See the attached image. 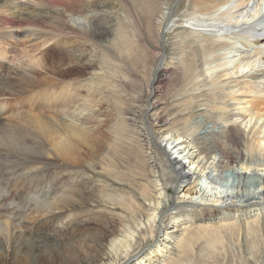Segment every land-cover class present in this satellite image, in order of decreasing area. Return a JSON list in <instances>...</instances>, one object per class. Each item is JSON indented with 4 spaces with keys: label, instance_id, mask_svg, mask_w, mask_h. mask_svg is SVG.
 Wrapping results in <instances>:
<instances>
[{
    "label": "bare ground",
    "instance_id": "bare-ground-1",
    "mask_svg": "<svg viewBox=\"0 0 264 264\" xmlns=\"http://www.w3.org/2000/svg\"><path fill=\"white\" fill-rule=\"evenodd\" d=\"M122 2L146 6L152 43L137 56L151 72L131 86L129 46V75L111 93L118 111L105 116L103 90L82 96V85L54 81L101 61L104 37L121 55V40L136 44L121 15L99 0H0V44L30 29L55 42L51 61L32 56L15 77L0 74L1 99L44 90L24 96L22 116L0 100V177L11 163L18 179L47 172L34 193L17 179L23 205L0 191V264H185L200 243L209 258L225 241L249 245L262 264L253 248L264 241V0ZM174 71L185 79L177 101L161 85ZM209 89L223 106L204 99Z\"/></svg>",
    "mask_w": 264,
    "mask_h": 264
},
{
    "label": "rangeland",
    "instance_id": "rangeland-1",
    "mask_svg": "<svg viewBox=\"0 0 264 264\" xmlns=\"http://www.w3.org/2000/svg\"><path fill=\"white\" fill-rule=\"evenodd\" d=\"M85 1H87V0H85ZM93 1L95 2L98 0H93ZM99 1H102V2L106 1V4H103L102 8L106 7V9L108 11V15L112 11H114L118 15H121V17L123 19V23H124L123 28L125 29L126 34L129 35L128 39L130 38L132 41H137V43L134 45H127L124 40H121L123 50H124V52L126 51L125 54L121 55L114 48V44L112 42V37L111 36L104 37L103 38L104 40L102 39L101 43L103 44V48L105 50H103L102 52L99 50L93 52V53L98 52V54L103 55V57H102L103 59L99 58L101 61H99L96 64L91 65L90 67L87 66V67L83 68V67H77L76 66L73 68L74 70H73L72 74H70L71 76L61 78L60 80L54 81V84H55V82H57L58 86H61L63 84H67V83L68 84L72 83V84L82 85V87L79 88V93L82 96H87L88 94H90L92 92L103 90V93H105L104 94L105 100L101 101L102 103L100 104V106H101V110L103 112L102 114L103 115L105 114V116H108V115L116 114L118 111V108H119L117 102L115 103L113 101V100H115V98H114V95L111 93H113L112 90L114 91V88L116 87L117 82H115V79L117 78V81H119V84H120L122 77H126L128 74V72H126L127 66H126L125 62L128 61L127 58L129 56L127 54V50L129 48V46H134V49H135L133 52H135L136 55H135V57H133V59L131 58V60L133 62L132 65H134L133 67H135V69H136V74H135V76H133V74L132 75L128 74V75L132 78V79L130 78L131 86L136 88L137 86H139L140 82H143V80L148 77L149 73L151 72V70L149 71L148 65H146V64L143 65L138 61V59H139L137 56L138 52H139V54L143 53L142 44H144L145 41H148L150 43H152V41H151V38L149 37V34L147 32L148 31V14L146 13V10H145L146 6L144 3L141 5H138V6H136V5L134 6V5H129L128 3L126 4V2H122L123 0H121L122 4L119 2V0H99ZM254 2H256V1H254ZM254 2L252 1L253 6L257 4V2L256 3H254ZM119 8H121V9L118 10ZM116 10H118V11H116ZM0 15H3V13L0 12ZM113 16H115V14H113ZM29 31H32V33H30ZM29 31H27L25 34H22L21 36L14 35L13 38H9V39L6 38L5 40L1 41L0 48L2 50L0 49V52H3V53L0 56L1 57L0 58V74L15 77L14 76L15 69L16 70L24 69L26 63L27 64L29 63L28 60L30 58H32V56H33V58H37V59H39V58L41 59L42 57L48 56L50 61H51V59H53V57H55L54 56L55 55V50H54L55 42H54V40L51 39V40L46 42V39H45L46 36L43 35L49 31L46 32L45 30H41V29H38V30L30 29ZM39 31H41V34H39L40 33ZM12 34H13V32H12ZM41 35H43L44 38H42ZM46 35L49 36V33H47ZM50 36H51V34H50ZM143 54L147 55L148 52L143 53ZM126 55H127V57H126ZM129 61H130V58H129ZM134 62H136V63H134ZM137 64H138V68L136 67ZM121 66H122V68H121ZM37 68H39L41 71H43V69L41 67H37ZM104 73H105V75H103ZM171 73H172V75L170 74L167 78H165L161 84L164 88V89H162V91L164 90L163 96L167 95L166 97H169V96L171 97L174 95V97H171V98L172 99L175 98L174 100L177 101L178 98H182V96L185 95L184 72L183 71H178V72L174 71V73L173 72H171ZM50 76L54 79L58 78V77H53L52 75H50ZM103 76H106V79H107V77L109 79H107V80L103 79L102 78ZM142 76H144V77H142ZM100 78H102V79H100ZM130 80L128 79L126 82H130ZM164 82H165V84H164ZM58 86H57V88H59ZM205 87L208 88L209 86L205 85ZM94 88H96V90L92 91ZM124 90H126V89L124 88ZM205 91L213 93V95L211 97L206 96L204 98V99L211 101V103L209 102V104H212L214 106H216V105L223 106L224 105V102H222V103L216 102L215 103V101H217V100L226 101L223 98V95L219 92L220 90L217 91V90L209 89V90H205ZM33 92L32 91L31 92H24L22 94H15L14 96L10 95V96H6V97H2V99H8V100H6V102L8 103V105L11 108L10 112L14 113L12 115H16L19 113L18 115L22 116V113H23V115L28 113L23 109V108L28 107V104H26V101H23L24 98L27 97V95H29L30 93H32L31 95H33L34 93L40 94V93L44 92V90H43V87H39V88H37V90L34 93ZM178 93H180V94H178ZM2 99L0 98L1 101H3ZM12 106L15 108H13ZM235 106H237V105H235ZM20 107L24 110V111H21L22 113L17 111V108H20ZM5 112L7 113L8 110H5ZM16 112H18V113H16ZM247 118H246V120H247ZM190 121H191V123H190ZM218 121H222V120L218 119ZM196 123H197L196 117L190 116L189 117V127L193 126ZM93 156H95V157H93L92 160L91 159L87 160V162H86L87 165H90L91 162H92V164L96 163V162L98 163L99 158L101 157L100 155H95V154H93ZM19 165L20 164L17 165L16 163H11V166L9 167V169L6 170V173H5L6 176L4 173H3V175H4L3 176L2 172H1V175L3 177L2 176L0 177V191L3 193L9 192L8 193L9 195L11 194L9 196L10 202L14 200L16 202L18 201L19 205L20 204L23 205L20 201L24 200L23 196L26 195L28 193V191H24L25 189L23 190V188L21 186H24L23 184H25V183L26 184L31 183V184H29L31 187L30 191L32 193H34V191H35L34 189H36L37 185L41 183V181H40L41 178L44 177L47 172H44L45 170H43L42 171L43 173L41 172L40 174H36V175L32 176L31 177L32 179L30 178V180H29L30 182H29V181L23 180L21 177H20V179L17 178V177H19L17 175L20 172H23V170L22 171L20 170L21 167H19ZM99 166L102 167L103 165H99ZM68 168L70 169L71 167L68 166ZM16 169H19V170L17 171ZM12 170H14L13 173H16L15 171H17L18 174H13L12 172H10ZM71 170L75 175L79 176L82 174L83 169H81V167H72ZM89 176H91V177L93 176L92 180L94 179V181L97 182V180L99 179V176H102V175L99 174L98 172H95V173L92 172L91 175L89 174ZM17 179L22 180V181H20L22 184V185L20 184L21 186H19V184H17L18 183ZM15 182H16V184H14ZM32 184H33V186H32ZM17 185H18V187H17ZM32 187H33V190H32ZM14 189H15V191H14ZM170 190H171L172 194H175L174 187H171ZM1 192H0V195L3 194ZM20 193H22V195ZM12 195H14V196H12ZM20 196H22V197H20ZM15 205H17V203H15ZM173 205H174V202H172V206ZM32 230L34 231V229H32ZM1 233H2V230H0V237L2 235ZM263 237H264V234H263ZM256 242H258V241H256ZM201 244L203 245V243H200L199 246H201ZM238 246H241V248H240L241 251L238 248ZM247 246L250 249V246L247 244L246 245L245 244L236 245V244L231 243L229 241H225L224 244H218V243L213 244V246L211 247L212 252H211V255L209 256V258H207V257L204 258V256H202V253L200 251H198L199 248L197 247V251H195L194 257H191L190 260H187L184 263L185 264H204V263L205 264H256L255 260H251L249 258V254L247 253V251L249 249H247L248 248ZM253 249H256V251H255L256 257L258 259H260L259 261H261L262 264H264V241H260L259 245H258V243H256V245L254 246ZM62 254H63L64 258L66 259V261L69 260V258L68 257L66 258V256H65V255H67V253L63 252ZM203 258L205 259V262H204Z\"/></svg>",
    "mask_w": 264,
    "mask_h": 264
}]
</instances>
